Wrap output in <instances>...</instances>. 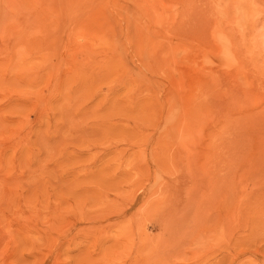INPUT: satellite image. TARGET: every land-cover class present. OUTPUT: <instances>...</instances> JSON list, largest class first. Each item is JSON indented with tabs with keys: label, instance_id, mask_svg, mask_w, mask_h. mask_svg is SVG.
Instances as JSON below:
<instances>
[{
	"label": "rangeland",
	"instance_id": "obj_1",
	"mask_svg": "<svg viewBox=\"0 0 264 264\" xmlns=\"http://www.w3.org/2000/svg\"><path fill=\"white\" fill-rule=\"evenodd\" d=\"M0 264H264V0H0Z\"/></svg>",
	"mask_w": 264,
	"mask_h": 264
}]
</instances>
